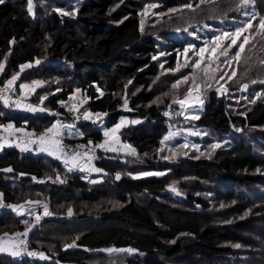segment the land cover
Returning <instances> with one entry per match:
<instances>
[{
  "label": "trees",
  "instance_id": "1",
  "mask_svg": "<svg viewBox=\"0 0 264 264\" xmlns=\"http://www.w3.org/2000/svg\"><path fill=\"white\" fill-rule=\"evenodd\" d=\"M150 4L157 6L147 7ZM187 4L192 8L184 7ZM239 4L240 0H86L69 16L57 11L66 9L69 0H35L34 15L28 0L0 3V89L13 75L19 92L25 81L42 80L45 84L31 100L47 108L43 114H30L0 103V135L11 124L27 134L55 136L63 120L87 111L105 118L103 124H78L66 132L69 142H87L88 152L102 158L95 164L101 169L98 175L69 173L61 161L16 146L0 153V201L21 206L48 200L52 211L51 218L30 232L32 244L49 257L19 259L3 253L0 264H89L91 251L103 248L136 250L140 256L130 264H169L176 259L187 264H264V33L256 29L264 18V0H248L241 8ZM83 7L87 15L80 14ZM145 8L155 13L148 19L155 23L150 28L141 15ZM245 11L256 13L253 27L239 39L249 36L250 43L239 61L226 66L222 60L217 66L219 79H226L230 71L237 72V78L227 81L228 95H220L217 88L208 93L194 120L195 127L207 132L204 149L216 134L223 146L211 156L202 152L197 157L177 156L175 161L158 158L165 154L167 146L161 142L170 127L183 121L173 101L193 86V77L178 85L177 81L183 80L185 70H193L198 46L233 31L248 19ZM229 43L223 41L225 47ZM189 45L193 47L185 52ZM24 64L34 67L22 71ZM199 67L193 71H201ZM74 98L86 100L80 111L73 109ZM233 100L237 108L232 109ZM122 119L117 133L135 150L131 155L145 156L143 170L164 175L124 176L121 149L97 150L98 144H108L104 131ZM233 131L230 144L225 136ZM182 140H176L178 145ZM9 168L12 171H5ZM117 173L122 174L120 182ZM59 176H66L61 186L53 184ZM96 177L103 181H91ZM179 179L178 186L186 190L184 203L172 202L167 189ZM110 187L116 190L118 205L66 214V205L97 204L110 196ZM0 212V235L30 228L11 207H0ZM73 243L74 249L67 247Z\"/></svg>",
  "mask_w": 264,
  "mask_h": 264
},
{
  "label": "rangeland",
  "instance_id": "2",
  "mask_svg": "<svg viewBox=\"0 0 264 264\" xmlns=\"http://www.w3.org/2000/svg\"><path fill=\"white\" fill-rule=\"evenodd\" d=\"M86 0H69V6L66 9H57V11L64 15V13L66 12V10H70L69 16H74V12H72V10L78 12L80 5L85 2ZM35 0H32L31 6H29V8L31 7L30 13L32 15H34L35 13ZM146 8L144 9V25L146 24L147 27H152L153 25H155V23H153L152 19L150 21H148V19L153 18V16L155 15V13H153L151 10L147 9V11H145ZM80 14H84L87 15L88 11L85 7L82 8V10L80 11ZM124 16V9L123 11L120 12L119 14V18ZM187 36H190L192 38H196L197 36L195 34H191V33H184ZM239 42H242L241 40L238 41V44L236 46V49L238 48ZM218 42H214L210 40H205V42H203V44H200L197 48V51L195 52V54H197L195 60L196 61H201L200 63V67L199 69H201V71L198 72H194L193 70L188 71L185 70V72L182 74V78L184 77H193L192 78V84H193V80H195V84H193V86L191 87V93L188 95V102L182 107L181 104L178 103V117L179 116H183V121L180 122V126L179 127H170V130L168 132V134L165 137H168L167 140H165V137L163 139L164 144L167 146L166 147V151L165 154H163L161 157H158L162 160L167 159L170 161H175V157L177 156H191V157H197L200 154H202V152H204L205 154L208 155H212L219 147L223 146V141H217L218 139V135H210V141L207 142V147L206 149H204V147H202V145H204L205 140V132L202 129H199V127H195V123L194 120L195 119H191L190 117L192 116H198V114L200 113V111L203 109L205 101L207 100V94L213 92V89H216L220 95L225 94L228 95L229 94V90L226 87L227 81L228 80H236L237 78V72L236 75L231 77V79H229V77L231 76V72H228V77L226 79H219L218 77V73L217 72V66H219L222 63V60H226V58H223L225 56L220 55L221 52H223L224 48H220L218 51L213 52L212 49L216 47V44ZM203 48L204 51L200 52V49ZM235 51H231L229 50V55L233 54ZM194 54V53H193ZM244 54V52L241 54ZM204 57L213 59V60H205L203 59ZM217 57H219V59H217ZM223 61V62H224ZM191 65V64H188ZM229 64H226V66H228ZM207 66V73H205L204 69ZM167 73V72H166ZM34 82H39L38 86H34ZM262 83H264V79L262 81ZM45 84V82H43L42 80H35L33 82L31 81H25L24 83H22L21 85H28V88H21L20 87V92L19 90H16V94L23 98L24 101H21V103H19V107H18V111L23 112V113H30V114H43L46 111V107L43 106L42 104H38L34 101L31 100L32 96L35 94L36 90L38 87H41ZM20 85V86H21ZM224 89H226L227 91H224ZM244 89V88H243ZM264 93V91H263ZM188 94V92H187ZM185 96H183L180 100H183ZM28 99V100H27ZM30 99V100H29ZM84 99L81 98H74V104L73 108L75 111H78L84 104H85ZM202 101V103H201ZM234 102L230 103V107L233 108H237L235 107V105H237L236 100H233ZM32 103V107L36 108L38 110L36 111H32L30 110L29 107H25L22 108V106L24 107L26 104L31 105ZM27 106V105H26ZM84 108V106L82 107ZM81 108V109H82ZM170 108V107H169ZM42 109V110H39ZM80 109V110H81ZM172 110H174L175 108H170ZM79 110V111H80ZM171 110V111H172ZM176 114V113H175ZM186 117H189L188 119H186ZM181 120V119H180ZM105 122V118L103 117L101 120V124H103ZM57 123V121L55 122ZM118 124H121L120 122ZM124 124V123H123ZM123 124L122 127H123ZM120 125V127H121ZM116 127V126H115ZM114 127V128H115ZM120 127L118 129H116V133L115 135H119V133H117L120 129ZM109 130V129H108ZM262 130L261 128L256 130V134L259 135L261 134ZM207 134V132H206ZM236 134L235 131L231 132V133H226V139L228 140V142L231 144L234 142V135ZM114 135V136H115ZM112 136L113 135H109ZM111 138V137H110ZM182 138L183 140L181 141L182 143L180 145H178L177 143V139ZM109 139V137L107 138ZM112 143L109 145H103V147H101L100 145H102L101 143L98 144L97 149L101 152H106V151H111V152H116V150H120L121 149V142L124 143V140L121 139V137L119 136L116 140L111 139ZM121 140V141H120ZM85 144H88L87 142H84ZM261 144H262V148L261 151L264 152V136L263 138H261ZM186 145V146H185ZM213 145H219L218 147L213 148ZM127 146V147H126ZM173 148V149H171ZM202 148L204 149V151H202ZM112 149V150H109ZM132 147L125 142V146L124 149H122L121 154L122 155L120 158L124 159V170L122 171V173L124 174V176H129V177H145V176H141V173H145V172H159L162 173L160 171H147V170H143V166H144V162H145V156H137V155H131V154H135V152H132ZM87 154H90L88 151L82 154H77V155H73L72 157H67V163H66V170L69 173H73V172H78L80 171L86 164H96L97 161L101 160L102 158H93L88 156ZM92 155V154H91ZM127 155V156H125ZM50 156V155H49ZM52 157V156H50ZM177 159V158H176ZM166 161V160H165ZM71 169V170H69ZM100 171L101 169L98 168ZM100 171H95L93 172V174L98 175L99 173H101ZM86 176H88V173H85ZM102 175H106V173L104 174V172L102 173ZM116 175H121V173H117ZM98 182H102L103 178L99 177L97 178ZM181 179L178 180V183H175V187L170 186L168 189L169 193H170V199L172 202H183V198L185 197V189H181L178 185H181ZM174 189V190H173ZM167 191V190H166ZM108 194L110 196H106L103 200H100L97 204L94 205H88V203H81V202H76L73 203L74 205L70 206V205H66L64 208L66 209V214L69 215V210H71V212L74 210L76 211L78 214H80L82 211L81 209H86V207H94V208H103L105 209L107 206H115L118 205V200H117V193L116 190L113 188H109ZM0 199H2L1 195H0ZM2 201V200H1ZM184 203V202H183ZM121 205V203L119 202V206ZM31 206H29V204H24L21 206H16L15 208H12V210L15 211L16 214L20 215V218L22 219V221L25 223V221H30V219H33V216H35V214L32 213V210H30ZM28 210V211H26ZM1 213V212H0ZM21 213H23V215H21ZM52 217V216H51ZM50 217V218H51ZM54 218H58L59 214H55L53 216ZM218 221V220H217ZM30 231V230H29ZM27 231V232H29ZM5 235V233L3 234ZM31 236V234H30ZM29 243L33 246L36 247L32 244V241L30 240ZM1 246H9L8 250L13 249L14 253H18V254H14V256H22V254L20 253V251L17 249V247H21L22 244L19 243V241H15V239L13 237H8L7 240H4L2 244H0ZM38 248V247H37ZM74 249L75 247H69ZM3 249V247L1 248ZM39 249V248H38ZM129 249H131V251H128ZM40 250V249H39ZM41 251V250H40ZM41 253H43L44 255V259H41L40 255L37 256L36 259L33 260H46L48 256L47 253H44L43 251H41ZM91 260L89 262V264H130V262L132 260H137L136 256L139 257L140 254L132 249V248H122V249H117V248H103V249H94L93 251H91ZM98 254H102L105 256V259L103 258H99ZM179 259H176L174 261L177 262H170L169 264H187L189 263L188 261H184L182 263L178 262Z\"/></svg>",
  "mask_w": 264,
  "mask_h": 264
},
{
  "label": "built area",
  "instance_id": "3",
  "mask_svg": "<svg viewBox=\"0 0 264 264\" xmlns=\"http://www.w3.org/2000/svg\"><path fill=\"white\" fill-rule=\"evenodd\" d=\"M40 64V63H38ZM30 67L24 68L22 71H28L31 70L34 65L30 64ZM17 80H15L12 88L10 90H6L3 92V98H0V103H3L7 105L10 109L14 111H18L19 103L23 101L22 99H17L15 96L16 90H17ZM5 87V86H4ZM2 87L1 89H3ZM5 99H7L8 103H5ZM85 113L89 114V118L85 119ZM85 113H82L80 115H76L73 117L71 120H63L60 124L59 132L55 135L52 136L56 141H59V145H57L58 150L60 151L61 155L63 156V164L66 165L65 161L68 160L67 157H72L73 155L77 154H82L87 151H89V144H85L82 141H77V142H69L66 139V132L69 130H72L73 127H75L78 124H85V123H94V122H100L102 120L103 115L100 113H93L90 111H87ZM173 113V111L169 112ZM99 114V115H97ZM130 121V119H127ZM43 136L44 140H47L48 138H51V135L47 134H41L38 132H32L31 134H27L21 131H18L14 128H8L6 129L1 135H0V151H2L4 148L8 147H21V145H26L28 147V152H40L41 144L43 141L40 140V137ZM98 150V149H97ZM96 156L99 158V155L92 154V157ZM66 167V166H65ZM66 169V168H65ZM74 173V172H73ZM65 178L64 177H57L56 179L53 180V184L55 185H63L65 184ZM62 181V182H61ZM31 206L30 210H32V213L35 214L33 216V219H30V228L27 230L28 235L27 236H20L16 237L15 235H3L1 234L0 237H3V241L7 240L8 237H13L15 241H24V243L21 245V247H17V249L20 251L22 256H17L19 259L21 258H30V259H36L37 256L41 253V251L37 247H33L29 241H30V232L33 229H36L42 225V223L46 220H48L52 216V211H51V205L50 201L45 200L40 203H34V204H29ZM45 206H47V213L45 214ZM0 207L3 209H8L7 204L4 202L0 201ZM28 211V210H26ZM19 217L20 215L17 214ZM39 217V219H37ZM22 221V219H21ZM23 222V221H22ZM24 223V222H23ZM0 242V244L3 243ZM36 253L37 255H29L28 253ZM39 257V256H38Z\"/></svg>",
  "mask_w": 264,
  "mask_h": 264
},
{
  "label": "snow or ice",
  "instance_id": "4",
  "mask_svg": "<svg viewBox=\"0 0 264 264\" xmlns=\"http://www.w3.org/2000/svg\"><path fill=\"white\" fill-rule=\"evenodd\" d=\"M201 2H203V0H201ZM0 3H4V0H0ZM28 3H29V6H31V3H32V0H28ZM248 4V0H240V4L238 5V8H241V7H245L246 5ZM157 5L156 4H150L148 5L147 7H151V8H154L156 7ZM184 7H187V8H192V5L191 4H187L185 5ZM29 10H31V7L29 8ZM147 11V9L145 10ZM171 11H176L175 9H172ZM144 13H141V15H143ZM64 15H69L68 12H65ZM244 15L246 17H248V19L246 21H243L241 22L233 31L231 32H221L219 35L217 36H214L212 37V41L214 42H218L216 44V47L212 49L213 52H216L218 51L220 48H224L223 52L220 53V55H223L226 57V60L224 61V63L226 64H231V62L233 60L235 61H239L240 58H241V54L244 52L245 50V45L246 44H249L250 43V39H249V36H244V39L242 42H239V45H238V48L237 50L229 55V50L232 49L233 47H236L237 44H238V41L240 39V37L247 31H249V29H251L253 27V19H255L256 17V13L255 12H252V13H249L247 11L244 12ZM256 29H257V33H264V18H261L259 20V23L258 25H256ZM141 30H143V23H141ZM256 33H253V35H255ZM225 40H230V43L227 44V46L225 47L224 44H223V41ZM14 42V41H13ZM193 46L192 45H189L187 46L184 51L185 52H188ZM204 49L201 48L200 49V52H203ZM217 59H219V57H217ZM39 61H37L38 63ZM200 63L201 61H195L192 63V68L193 70H195V68L199 67L200 66ZM31 65L30 64H24V65H21V70H23L24 68L26 67H30ZM162 66V65H161ZM3 68V65L0 64V69ZM178 70V68L176 69ZM205 73H207V66L205 67L204 69ZM236 75V72L235 71H232L231 72V76L229 77V79H231V77L235 76ZM17 75H13L11 79H9L7 81V85H5V87L3 89H0V98H3V92L6 91V90H10L15 82V80L17 79ZM223 78V77H221ZM187 79L188 77H184L182 81H177V85L179 83H182V82H187ZM256 81H253V83H255ZM39 82H34V86H38ZM193 84H195V80H193ZM177 85H173V87H176ZM21 88H28L29 86L28 85H21L20 86ZM244 89L246 90L248 88V85L245 84L244 86ZM224 91H227L226 89H224ZM191 93V89L188 90V94L185 95L184 99L183 100H174L173 103H179L181 104V106L183 107L187 102H188V95ZM260 93H257L256 94V97L255 99H259L260 98ZM255 99L252 100L253 103H255ZM5 103L7 104L8 101L7 99H5ZM63 103V102H61ZM202 103V101H201ZM127 105V100L125 99V106ZM30 110L32 111H36L38 109L36 108H33L31 106H29ZM39 110H42V109H39ZM99 115V114H97ZM89 118V114L88 113H85V119H88ZM189 117H186V119H188ZM191 119H199L198 116H192L190 117ZM124 121L123 119L121 120V124H123ZM9 129L12 128V125L9 124L7 126ZM120 127V125H116L115 128L113 129H109V130H106L105 131V136H108L109 135V132H112V133H115L116 129H118ZM48 131H52L51 129H49ZM168 137H165V140H167ZM40 140L43 141L44 140V137L41 136L40 137ZM163 143V141L161 142ZM54 145H59V141H54L53 142ZM101 147H103V145H100ZM186 146V145H185ZM219 145H213L212 147L215 148V147H218ZM127 147V146H126ZM42 151H49V154L52 155L54 154L53 151L49 150V149H45V148H41ZM109 150H112V149H109ZM132 152H135L134 149H132ZM65 163H67V160L65 161ZM71 170V169H69ZM83 170V169H81ZM95 171H100L99 169H94ZM5 171H12V169H5ZM141 176H160V175H164V173H159V172H145V173H141L140 174ZM134 179L138 178V177H133ZM116 179L119 180L120 179V176L117 175L116 176ZM62 182V181H61ZM174 190V189H173ZM31 203V202H30ZM8 207H12V208H15L16 206H13V205H8ZM45 214H48L47 213V206H45ZM69 214H71V210H69ZM21 215H23V213H21ZM37 219H39V217H37ZM25 223H27V221H25ZM5 235H8V234H5ZM28 235V232L27 230L24 231L23 233L21 232H17L15 233V236L16 237H20V236H27ZM3 241V237H0V242ZM20 244H23L24 241H19ZM67 247H75V243L73 244H70V245H67ZM235 247H240V245H235ZM128 251H131V249H129ZM14 254H18V253H14ZM29 255H37L36 253H32V252H29L28 253ZM41 259H44V255L43 253H40L39 254Z\"/></svg>",
  "mask_w": 264,
  "mask_h": 264
},
{
  "label": "crops",
  "instance_id": "5",
  "mask_svg": "<svg viewBox=\"0 0 264 264\" xmlns=\"http://www.w3.org/2000/svg\"><path fill=\"white\" fill-rule=\"evenodd\" d=\"M23 99V98H22ZM28 100V99H27ZM30 100V99H29ZM27 105V106H26ZM24 107L22 106V108H25V107H29V106H31L32 107V103H31V105H28V104H26ZM114 128V126L112 127V128H110V129H113ZM56 129H57V127H56ZM115 133H116V131H115ZM115 133H112V132H109V135H113V137L112 136H106V138H108L109 137V139H107V143L110 145L112 142V140L111 139H113V140H116L118 137H119V135H115ZM104 135H105V131H104ZM115 135V136H114ZM111 137V138H110ZM106 139H104V141H105ZM54 141H56L52 136H51V138H48L47 140H45V141H43L42 142V144H41V146H40V148H45V149H49V150H51V151H53V153L54 154H52V155H50L49 154V151H42V150H40V152L39 153H42V154H45V155H47V156H52V158H54L55 160H58V161H61L62 163L64 162V160H63V156L61 155V153H60V151L58 150V147H57V145H54L53 144V142ZM124 146H125V144L124 143H122L121 142V150L119 151L120 153H121V151H122V149H124ZM21 149H22V151H29L28 150V147L26 146V145H21V147H20ZM3 151V150H2ZM2 151H0V153L2 152ZM88 156H90V157H92V155L91 154H87ZM93 158H97L96 156H94ZM64 165V164H63ZM65 166V165H64ZM66 168V167H65ZM83 170V172H85V173H88L89 175L88 176H90V174L91 173H93V172H95V170L94 169H98L96 166H95V164H86L83 168H82ZM81 171V170H80ZM94 175V174H93ZM97 178H99V177H96L95 179H92L91 181H94V182H96V180H98ZM3 247V249H1ZM9 247V246H8ZM8 247L7 246H1L0 245V254H3V253H10V254H13L14 255V252H13V249H10V250H8Z\"/></svg>",
  "mask_w": 264,
  "mask_h": 264
},
{
  "label": "water",
  "instance_id": "6",
  "mask_svg": "<svg viewBox=\"0 0 264 264\" xmlns=\"http://www.w3.org/2000/svg\"><path fill=\"white\" fill-rule=\"evenodd\" d=\"M120 176V179H121V175H119ZM120 179L119 180H117L118 182H120Z\"/></svg>",
  "mask_w": 264,
  "mask_h": 264
}]
</instances>
